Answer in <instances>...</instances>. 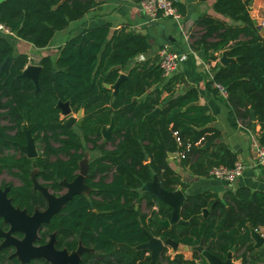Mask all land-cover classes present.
<instances>
[{"label":"trees","instance_id":"trees-1","mask_svg":"<svg viewBox=\"0 0 264 264\" xmlns=\"http://www.w3.org/2000/svg\"><path fill=\"white\" fill-rule=\"evenodd\" d=\"M96 5L94 0H2L0 25L35 48H44L58 31ZM174 5L184 13L179 0ZM212 8L221 17L199 15L190 47L202 50L206 61L216 59L222 51L233 59L220 66L212 82L227 93L224 102L232 125L238 117L247 118L250 125L249 111L253 110L259 126L256 138L264 145V38L243 0H214ZM149 47L145 34L125 25L83 28L65 40L54 59L50 55L39 59L35 85L21 76L28 55H13L11 43L0 36V64L11 57L8 70H0V171L8 170L20 181L19 185L3 184L10 187L7 196L28 213L35 206L45 207L35 182L53 194L62 192L64 182L77 176L84 144H91L99 154L88 162L84 181L89 192L74 195L53 214L39 232L38 243L55 233L57 248L71 252L81 244L92 249L82 253V264H147V251L136 249L146 241L144 228L152 236L189 247L202 242L207 251L223 260L234 247L233 255L241 264H256L257 248L250 229L264 230V191L240 186L222 196L212 191L189 194L179 211L186 223L169 226L161 221L170 219L171 207L139 192L153 175L164 189L187 187L171 167L170 154L183 155L181 166L205 177L211 167H231L237 160L220 131L209 126L214 118L197 103L195 88L176 94L174 86L181 76L162 77L157 58H144L129 66ZM123 72L126 78L115 90ZM59 101L68 102L73 113L82 108L79 126L65 125L66 117H61L56 106ZM156 108L159 112L149 115ZM111 121V137L104 142L109 141L112 148H99L102 129ZM23 128L36 143L34 159L20 147L25 142ZM143 198L156 206L150 214L137 206ZM0 229H6L1 218ZM10 253L9 247L0 249V264H21L16 258L8 259ZM158 264L207 263L196 251L192 257H184L182 252L171 255L166 249Z\"/></svg>","mask_w":264,"mask_h":264},{"label":"crops","instance_id":"crops-1","mask_svg":"<svg viewBox=\"0 0 264 264\" xmlns=\"http://www.w3.org/2000/svg\"><path fill=\"white\" fill-rule=\"evenodd\" d=\"M94 1L97 3L94 8L81 19L71 21L65 29L58 31L44 48H35L32 44L25 43L19 39L14 33L5 32L1 29L0 36L7 38L11 43L13 55L25 53L28 55L29 61L33 60L32 64H38L39 59L44 55H50L54 59L57 56L58 48L68 37L78 33L83 28H93L104 23H110L113 29L125 25L128 29L145 34L150 47L142 55L143 58H157L158 60V50L164 45L170 50L186 53L187 58L179 63L176 71L172 74H178L182 78L174 86L175 93L182 94L192 87L197 90V103L205 106L208 110L207 113L214 118L209 123V126L220 131L221 139L230 146L237 159H243L246 162L247 167L243 174L231 183L230 187L214 184V178L192 174L188 166H181L180 158L177 154L170 156L169 163L171 167L180 174L181 180L187 183V187L184 190L188 194L212 191L222 196L225 191L233 190L240 186L249 187L251 190L264 191V166L252 164L255 158V142L257 141L259 126L255 122H251L249 125L247 118L243 117H238L235 125H232L228 118L229 110L224 102L225 97L219 91L218 93L214 91L217 88L212 81L217 68L221 65L220 58L224 51L218 55L216 54V59L207 62L202 50H192L190 47L191 42L196 37L194 31L197 27L194 22L198 16L207 13L220 16L213 11L214 0H179L184 7V13L181 14L179 19L163 17L154 23H148L143 18L138 9V1ZM243 2L251 18L258 26L259 34L264 38V26H262V22H264V0H243ZM28 50H37L39 52L35 62L34 58H31L27 52ZM137 61L138 58L136 56L130 61L129 66ZM165 96L166 93H163L162 97ZM257 231L264 235L263 229ZM260 249L264 251L263 247L255 250L257 253L256 264H264V252H260ZM235 255H233L234 264H241L240 259H237Z\"/></svg>","mask_w":264,"mask_h":264},{"label":"water","instance_id":"water-1","mask_svg":"<svg viewBox=\"0 0 264 264\" xmlns=\"http://www.w3.org/2000/svg\"><path fill=\"white\" fill-rule=\"evenodd\" d=\"M232 60V58L227 56L226 51H224L220 58V66L226 65ZM10 63L11 57L8 56L0 64V70L7 71ZM220 66L217 68V70H219ZM40 69L41 67L38 64L28 63L23 69L21 76L31 79L34 84L37 85ZM125 78V73H122L119 76L117 82L114 84L113 88L116 90L118 84ZM105 86L109 87V85ZM56 106L60 109V112L66 116L65 125L67 127L80 125L83 114L82 108L77 111L76 116H73L71 115L72 111L68 102L59 101ZM159 110V108H156L149 115H156ZM249 114L251 122L254 123L256 118L253 110H250ZM112 128L113 122L111 121L109 127L102 129V136L105 139H109L111 137ZM22 132L25 138V143L21 145V149L25 152L28 158L36 157L37 150L33 137L26 128H23ZM75 133L79 134V130L76 129ZM207 145L208 144H205L204 146ZM170 156H173V154H170ZM31 165L34 166V163ZM84 174L85 171L82 170L72 182H64V185L67 189L59 196L52 194L44 185L35 182L34 187L43 196L47 206L41 211L35 210L32 214H28L24 209L13 206L10 199L7 197L9 187H0V217L8 225L7 231H0V236L4 238L0 243V248L5 246L14 247V253L12 254V257H16L22 264L28 263L34 259L44 260L47 264H80V256L83 251L87 250V248L82 245H80L76 251L71 253H69L66 249H56L54 246V234H51L50 239L45 244L36 245L35 243L38 237V232L40 231L42 225L48 223L52 215L58 212L74 195L87 190V185L84 183ZM213 182L216 185H225L228 187L231 186V183L226 180L215 179ZM140 189L152 194L160 202L171 207V217L170 219L161 221L162 225L169 226L173 222L186 223L179 218V211L186 197L189 195L187 191L180 188L172 191L164 189L158 182L156 175H153L152 180L143 183ZM216 202L217 201L214 202L213 206ZM203 212L205 215L207 210L204 209ZM15 233L22 234V238L18 239L14 237L13 234ZM146 236L147 241L136 246V249H145L150 252V261L147 264H157L158 259L165 247L171 248L173 251H196L204 258L207 264H234V247L227 253L226 259L223 260L215 254L207 251L203 247L202 242H200L199 245L189 247L185 244H179L170 238L162 240L161 238L152 236L148 233H146ZM250 236L255 247H263L264 249V235H262L256 229L251 228Z\"/></svg>","mask_w":264,"mask_h":264},{"label":"built area","instance_id":"built-area-1","mask_svg":"<svg viewBox=\"0 0 264 264\" xmlns=\"http://www.w3.org/2000/svg\"><path fill=\"white\" fill-rule=\"evenodd\" d=\"M138 9L148 23H154L159 18L163 17H170L173 19H179L181 17L177 7L174 5V0H139ZM262 26H264V22H262ZM0 29L9 32L1 25ZM137 58L138 61L144 59L142 54L138 55ZM186 58V53L170 50L166 45L162 46L158 50L157 61L162 72V77L168 78L172 75L176 71L179 63ZM214 86L222 96L226 97L227 93L222 86L217 83H214ZM181 157H183V155H181ZM252 164L264 166V145L257 143V141L255 142V158ZM246 167L247 164L243 159H237L231 167L222 164L211 167L207 177L233 183L243 174Z\"/></svg>","mask_w":264,"mask_h":264},{"label":"flooded vegetation","instance_id":"flooded-vegetation-1","mask_svg":"<svg viewBox=\"0 0 264 264\" xmlns=\"http://www.w3.org/2000/svg\"><path fill=\"white\" fill-rule=\"evenodd\" d=\"M105 140H109V139H105ZM109 142V141H108ZM25 143V142H24ZM23 143V144H24ZM103 142H101V144L99 145V148H102V146L104 145V144H102ZM22 145V144H21ZM21 145H20V147H21ZM91 145V144H90ZM35 147H36V143H35ZM105 148H106V146H105ZM36 150H37V155H38V149H37V147H36ZM99 150V149H98ZM23 151V150H22ZM24 152V151H23ZM84 152H86L85 150H84ZM24 154H25V152H24ZM26 155V154H25ZM36 155V156H37ZM35 158V157H34ZM34 158H31V159H34ZM92 158V157H91ZM91 158H88V159H86V153H84V159L83 160H87V167H88V162H89V160L91 159ZM83 160H82V162H83ZM33 163V162H32ZM31 163V164H32ZM32 166V165H31ZM87 167H86V171H85V174H84V180H85V177H86V172H87ZM82 171V168H81V163H80V167H79V170L77 171V175L80 173ZM77 177V176H76ZM75 177V178H76ZM74 178V179H75ZM73 179V180H74ZM72 180V181H73ZM72 181H70V182H72ZM37 183H39L38 181H37ZM67 183H69V182H67ZM84 183H85V181H84ZM15 185V184H14ZM19 185V184H18ZM86 185V184H85ZM6 186H8V185H3V184H0V187L1 188H4V187H6ZM9 187V186H8ZM10 188V187H9ZM35 188V187H34ZM36 189V188H35ZM66 186L64 185V190L62 191V192H60L59 194H54V195H56V196H59V195H61V194H63L65 191H66ZM37 190V189H36ZM49 190V189H48ZM50 191V190H49ZM89 192V188L87 187V190H85V191H83L82 193H88ZM139 192L140 193H142V192H145V191H142L141 189L139 190ZM52 193V192H51ZM148 193V192H147ZM7 194H8V192H7ZM53 194V193H52ZM80 194V193H79ZM150 194V193H149ZM150 195H152V194H150ZM153 196V195H152ZM8 197V196H7ZM154 197V196H153ZM9 198V197H8ZM72 199V198H71ZM141 203H145V205H146V207L148 208V213H144V214H150L151 213V211L152 210H155L156 209V206L155 205H149V203H148V201H147V199H145V198H143L142 199V201H141ZM141 203H138V207H139V209H140V206H139V204H141ZM13 205V204H12ZM65 205V204H64ZM14 206V205H13ZM46 206H47V203H46V201H45V207H42V206H35L34 207V210H33V212L35 211V210H39V211H41V210H43V209H45L46 208ZM15 207H17V206H15ZM19 208V207H18ZM21 209V208H20ZM25 210V209H24ZM26 211V210H25ZM95 211V210H94ZM140 211H141V209H140ZM27 212V211H26ZM32 212V213H33ZM142 212V211H141ZM28 213V212H27ZM32 213H28V214H32ZM143 213V212H142ZM1 218V217H0ZM2 219V218H1ZM2 221H3V219H2ZM3 223L6 225V229H0V231H7L8 230V225L3 221ZM44 225V224H43ZM43 225H42V227H43ZM42 227H41V229H42ZM41 229H40V231H41ZM39 231V232H40ZM39 232H38V237H39ZM143 233L145 234V236H146V233H148V234H150L146 229H144L143 228ZM51 234H54V237H55V233H50L49 234V236H48V238L46 239V241L44 242V243H38L37 242V240H36V245H42V244H45V243H47L48 242V240L50 239V236H51ZM151 235V234H150ZM13 236L14 237H16V238H18V239H21L22 238V234H20V233H15V234H13ZM38 237H37V239H38ZM0 238H1V242L3 241V237H1L0 236ZM163 240V239H162ZM146 241H147V236H146ZM145 241V242H146ZM0 242V243H1ZM55 242H56V239H55ZM144 243V242H143ZM81 245V244H80ZM80 245H78V247L80 246ZM55 246V245H54ZM83 246V245H82ZM116 247L118 246V244H116L115 245ZM5 247H9V248H11V253H10V255L8 256V259H13V258H16V257H12V254L14 253V247H12V246H5ZM77 247V248H78ZM85 247V246H84ZM2 248H4V247H2ZM55 248L56 249H59V250H62V249H60V248H57L56 246H55ZM77 248L74 250V251H76L77 250ZM85 248H87V250H85V251H83V252H91L92 251V249H90V248H88V247H85ZM1 249V248H0ZM168 250L169 248H167V247H165L164 248V250L162 251V253L165 251V250ZM145 250V249H144ZM68 251V250H67ZM74 251H71V252H74ZM147 251V254L150 256V252L148 251V250H146ZM69 252V251H68ZM71 252H69V253H71ZM82 252V253H83ZM169 253V252H168ZM82 255V254H81ZM160 257H161V255H160ZM160 257H159V259H160ZM17 259V258H16ZM159 259H158V261H159ZM18 260V259H17ZM19 261V260H18ZM150 261V260H149ZM20 262V261H19ZM22 264V263H21ZM24 264H47L44 260H40V259H34V260H31V261H29L28 263H24ZM80 264H82L81 263V256H80ZM157 264H158V262H157Z\"/></svg>","mask_w":264,"mask_h":264},{"label":"rangeland","instance_id":"rangeland-1","mask_svg":"<svg viewBox=\"0 0 264 264\" xmlns=\"http://www.w3.org/2000/svg\"><path fill=\"white\" fill-rule=\"evenodd\" d=\"M25 43H27V42H25ZM27 52L30 54L31 58H34V62H35V58L37 57V54L39 52L37 50H30V51L28 50ZM207 62H209V61H207ZM32 63H33V60L31 59V61H29V64H32ZM71 115L76 116V113L71 112ZM61 117L64 118L66 116H64L61 113ZM3 123H5V122L3 121ZM72 127L75 128V125H73ZM104 141H105V138L103 137L100 142H103L102 144H104L106 146V148H108V149L112 148V144L110 142H104ZM84 146H85V151H86L85 152L86 153V159L91 158V157L99 154V150L97 148L92 147V145L85 143ZM178 157L181 158V155H178ZM86 167H87V160H83V162H81L82 170L86 171ZM6 183H13L15 185H18V184H20V181L11 172L4 169V170L0 171V184H6ZM139 206H140V209L143 213H148V208L146 207L145 203H141V204H139ZM168 252H170L171 255H174L176 252H181V251H173L171 248H169ZM182 253H183L184 257H192L193 256V251H191V250H188V251H185Z\"/></svg>","mask_w":264,"mask_h":264}]
</instances>
